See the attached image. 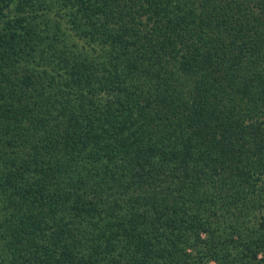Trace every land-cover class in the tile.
<instances>
[{
    "label": "trees",
    "instance_id": "obj_1",
    "mask_svg": "<svg viewBox=\"0 0 264 264\" xmlns=\"http://www.w3.org/2000/svg\"><path fill=\"white\" fill-rule=\"evenodd\" d=\"M0 264H264V0H0Z\"/></svg>",
    "mask_w": 264,
    "mask_h": 264
}]
</instances>
